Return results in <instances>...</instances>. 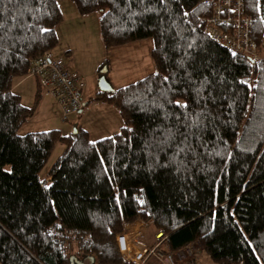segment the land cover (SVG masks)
<instances>
[{
    "label": "trees",
    "instance_id": "1",
    "mask_svg": "<svg viewBox=\"0 0 264 264\" xmlns=\"http://www.w3.org/2000/svg\"><path fill=\"white\" fill-rule=\"evenodd\" d=\"M58 1L0 0V264H129L115 234L137 219L163 232L164 250L191 243L215 261L264 264V57L209 33L212 0H73L102 11L108 47L153 37L157 70L87 101L117 106L112 135L19 133L39 101L23 103L13 82L56 45ZM241 5L260 48L264 0Z\"/></svg>",
    "mask_w": 264,
    "mask_h": 264
},
{
    "label": "rangeland",
    "instance_id": "2",
    "mask_svg": "<svg viewBox=\"0 0 264 264\" xmlns=\"http://www.w3.org/2000/svg\"><path fill=\"white\" fill-rule=\"evenodd\" d=\"M58 3L63 18L55 27L58 41L52 51L63 56L70 66L83 76L87 83V88H84L87 95L94 88H99L101 75L113 88H117L157 70L152 56L153 37L147 36L108 47L101 38L99 20L101 10L80 13L73 0H59ZM35 78L34 75L26 74L15 77L13 82V90L20 92L23 103L32 105L39 101L34 114L18 128L19 133L50 128H60L62 133H69L76 125L87 129L89 138L94 140L120 130L122 117L117 106L102 100H93L88 108L84 106L82 111L72 112L64 119L61 107L50 94L40 90L37 97L38 87ZM18 79H22L23 82L16 86ZM33 85L34 90L31 91ZM63 149L64 143L57 141L39 171L41 179L48 176L52 163ZM192 256L193 253L183 261L191 260ZM193 264L244 263L215 261L205 249H200L194 256Z\"/></svg>",
    "mask_w": 264,
    "mask_h": 264
},
{
    "label": "built area",
    "instance_id": "3",
    "mask_svg": "<svg viewBox=\"0 0 264 264\" xmlns=\"http://www.w3.org/2000/svg\"><path fill=\"white\" fill-rule=\"evenodd\" d=\"M212 1L216 23L209 27V33L231 50L247 53L253 60L264 57V43L259 48L252 37L250 18L242 12L241 0ZM28 74L39 80L42 91L56 99L64 119L84 106L85 80L63 56L52 50L45 51L33 61ZM162 237V231L156 233L153 241H147L142 232L131 236L124 225L115 234L119 254L130 264H147L151 256L161 264H177L195 251L191 243L172 251L163 250L160 248Z\"/></svg>",
    "mask_w": 264,
    "mask_h": 264
},
{
    "label": "crops",
    "instance_id": "4",
    "mask_svg": "<svg viewBox=\"0 0 264 264\" xmlns=\"http://www.w3.org/2000/svg\"><path fill=\"white\" fill-rule=\"evenodd\" d=\"M36 79V78H35ZM22 82H23V80L22 79H18L17 81H16V86H18V85H21L22 84ZM37 79H36V86H37ZM85 87L87 88V83L85 84ZM31 88H33L31 91H33L34 90V85L31 87ZM99 88H94L93 90H91V92L89 93V95H87L88 93H87V91L86 92H84L83 91V94H84V99H85V104H84V106H89V104L91 103L92 104V101L93 100H91L90 102H87L89 99H90V97L91 96H93L96 92H97V90H98ZM86 90V89H85ZM19 94H20V92H19ZM48 94H50V93H48ZM21 95V94H20ZM51 95V94H50ZM52 96V95H51ZM21 97H22V95H21ZM53 97V96H52ZM54 98V97H53ZM55 99V98H54ZM56 100V99H55ZM83 106V107H84ZM83 107H82V109H81V111L83 110ZM88 108V107H87ZM87 130V129H86ZM88 131V130H87ZM88 134H89V132H88ZM124 228H126L127 230H128V232L131 234V236H134V235H137V234H139V233H141L142 232V234H143V236L145 237V239L146 240H148V241H153V239H154V237H155V235H156V233L159 231H157V230H155L154 229V227L151 225V224H149V223H146V222H144L143 220H141V219H137V220H135L134 222H126V223H124ZM140 231V232H139ZM162 241H163V238H162ZM162 241H161V243H160V248L161 249H163L164 247H163V245H162ZM200 249H202V248H199V249H197L196 250V252H195V254H193L194 256L196 255V253H198L199 252V250ZM164 250V249H163ZM121 256V255H120ZM194 256H192V258H191V260L189 259V260H187V261H183V263H186V264H190V262L193 264V259H194ZM125 261V260H124ZM126 262H128V261H126ZM129 263V262H128ZM180 263V262H179ZM78 264H94L93 263V258L91 257V256H86L85 258H83V260L80 262V263H78ZM130 264V263H129ZM147 264H161V263H159L154 257H150L148 260H147ZM178 264V263H177Z\"/></svg>",
    "mask_w": 264,
    "mask_h": 264
},
{
    "label": "water",
    "instance_id": "5",
    "mask_svg": "<svg viewBox=\"0 0 264 264\" xmlns=\"http://www.w3.org/2000/svg\"><path fill=\"white\" fill-rule=\"evenodd\" d=\"M99 89L101 90H112L114 89L113 86L108 82V80H106V78L101 75L100 79H99ZM81 111V109L79 110ZM77 131V126L74 125V129L73 132ZM75 259V257H73Z\"/></svg>",
    "mask_w": 264,
    "mask_h": 264
}]
</instances>
